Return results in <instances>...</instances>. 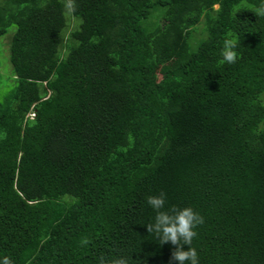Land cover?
I'll use <instances>...</instances> for the list:
<instances>
[{"label": "trees", "instance_id": "obj_1", "mask_svg": "<svg viewBox=\"0 0 264 264\" xmlns=\"http://www.w3.org/2000/svg\"><path fill=\"white\" fill-rule=\"evenodd\" d=\"M260 6L0 0L17 79L0 101V258L178 264L146 227L164 193L204 218L199 264H264ZM230 34L237 59L222 63Z\"/></svg>", "mask_w": 264, "mask_h": 264}, {"label": "clouds", "instance_id": "obj_2", "mask_svg": "<svg viewBox=\"0 0 264 264\" xmlns=\"http://www.w3.org/2000/svg\"><path fill=\"white\" fill-rule=\"evenodd\" d=\"M256 15L264 16V0L256 9ZM238 37L229 35L223 40L221 62L235 63L237 59ZM147 204L156 213L152 223L146 225L147 231L153 233L159 244L171 242L175 246L171 259L178 264H199L197 250L191 246L193 238L197 235L195 229L204 223V218L191 207H172L165 209L166 197L164 193L147 198ZM187 249L185 250V247ZM0 264H12L7 257L0 258ZM97 264H129L126 257L107 259L99 257Z\"/></svg>", "mask_w": 264, "mask_h": 264}, {"label": "rangeland", "instance_id": "obj_3", "mask_svg": "<svg viewBox=\"0 0 264 264\" xmlns=\"http://www.w3.org/2000/svg\"><path fill=\"white\" fill-rule=\"evenodd\" d=\"M158 14L159 13H157L156 16ZM72 23L71 28L74 27V21ZM199 23L198 32L203 28L204 19ZM14 31L15 26H11L7 33L0 35V101H2L5 96L14 89L17 81L10 62V44ZM155 68L154 77L155 79H158L163 74V68L161 65H156Z\"/></svg>", "mask_w": 264, "mask_h": 264}]
</instances>
